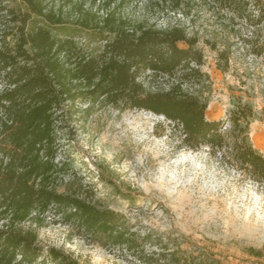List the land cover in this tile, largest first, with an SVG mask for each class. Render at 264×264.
Masks as SVG:
<instances>
[{
	"label": "rangeland",
	"instance_id": "obj_1",
	"mask_svg": "<svg viewBox=\"0 0 264 264\" xmlns=\"http://www.w3.org/2000/svg\"><path fill=\"white\" fill-rule=\"evenodd\" d=\"M205 0H128L120 14L131 25L183 27L198 38L209 80L185 85L207 100L205 116L231 129L233 100L249 102L252 145L264 154V61L244 40L264 37V0H248V19L217 11ZM46 10L68 21L80 10L100 18L113 5L102 0H41ZM3 8V9H2ZM0 44L10 43L17 22L8 10L25 11L20 0H0ZM78 40L85 46L99 44ZM215 46L212 49L211 46ZM229 53L226 71L216 68L217 51ZM145 89L166 88L170 80L146 70ZM54 185L98 210L117 214L131 235L116 243L107 233L86 229L68 207H50L28 223L39 244L81 264H176L171 254L209 264H264V181H255L227 154L209 146L180 145V133L164 116L144 109H119L101 98L77 99L58 115ZM49 264H53L50 262Z\"/></svg>",
	"mask_w": 264,
	"mask_h": 264
},
{
	"label": "trees",
	"instance_id": "obj_2",
	"mask_svg": "<svg viewBox=\"0 0 264 264\" xmlns=\"http://www.w3.org/2000/svg\"><path fill=\"white\" fill-rule=\"evenodd\" d=\"M102 1L113 8L100 18L80 10L74 21L46 10L41 0H20L25 11H7L17 24L12 41L0 44V264H81L53 248L44 250L35 229L27 225L36 224L50 207H68L86 229L107 233L116 243L131 241L133 233L125 231L116 213L55 188L58 115L67 102L101 98L119 109L164 116L179 131L181 147L209 146L227 154L253 180L264 181V154L249 136L252 105L233 100L231 129L225 134L219 120L205 116L207 100L185 88L209 80L201 70L198 38L177 25H131L115 10L128 0ZM205 1L217 11L249 18L248 0ZM259 21L252 25L264 21L263 14ZM80 34L99 44L83 45ZM244 42L250 54L264 61L260 33ZM228 60L229 53L218 50L216 68L226 71ZM146 70L168 77L167 87L145 89L138 77ZM171 256L179 264L180 258ZM182 264L209 263L187 256Z\"/></svg>",
	"mask_w": 264,
	"mask_h": 264
},
{
	"label": "crops",
	"instance_id": "obj_3",
	"mask_svg": "<svg viewBox=\"0 0 264 264\" xmlns=\"http://www.w3.org/2000/svg\"><path fill=\"white\" fill-rule=\"evenodd\" d=\"M209 119H213V118H209Z\"/></svg>",
	"mask_w": 264,
	"mask_h": 264
}]
</instances>
